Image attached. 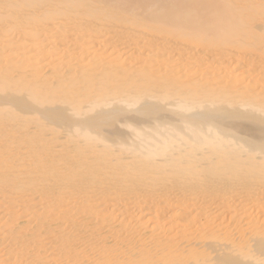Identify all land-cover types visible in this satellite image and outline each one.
Returning <instances> with one entry per match:
<instances>
[{
  "label": "bare ground",
  "instance_id": "1",
  "mask_svg": "<svg viewBox=\"0 0 264 264\" xmlns=\"http://www.w3.org/2000/svg\"><path fill=\"white\" fill-rule=\"evenodd\" d=\"M0 264H264V0H0Z\"/></svg>",
  "mask_w": 264,
  "mask_h": 264
}]
</instances>
